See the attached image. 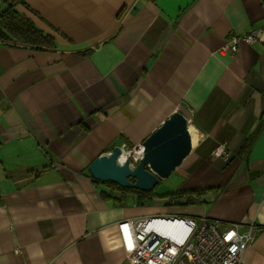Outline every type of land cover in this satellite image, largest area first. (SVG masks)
Wrapping results in <instances>:
<instances>
[{"label":"crops","instance_id":"obj_1","mask_svg":"<svg viewBox=\"0 0 264 264\" xmlns=\"http://www.w3.org/2000/svg\"><path fill=\"white\" fill-rule=\"evenodd\" d=\"M54 41L0 42V264H125L119 225L207 217L257 228L241 264H264V45L220 49L264 25L260 0H27ZM191 151L173 172L193 206L137 204L88 165L142 144L171 113ZM225 143L229 159L212 157ZM166 199H163L165 201Z\"/></svg>","mask_w":264,"mask_h":264},{"label":"built area","instance_id":"obj_2","mask_svg":"<svg viewBox=\"0 0 264 264\" xmlns=\"http://www.w3.org/2000/svg\"><path fill=\"white\" fill-rule=\"evenodd\" d=\"M264 5V0H260ZM242 44L264 45V25L247 33L230 34L221 54H234ZM188 124V121H187ZM190 137L191 133L189 131ZM122 161L133 168L143 156V146L120 147ZM212 157L227 161L225 143L218 144ZM125 264H241L243 252L253 243L257 228L253 224H230L219 229L207 217L178 215L149 216L119 225Z\"/></svg>","mask_w":264,"mask_h":264},{"label":"water","instance_id":"obj_3","mask_svg":"<svg viewBox=\"0 0 264 264\" xmlns=\"http://www.w3.org/2000/svg\"><path fill=\"white\" fill-rule=\"evenodd\" d=\"M142 146L143 156L133 168L128 160L120 163L121 150L117 146L108 154L96 157L87 167L92 180L150 192L168 178L191 151L186 117L178 111L171 113L144 139Z\"/></svg>","mask_w":264,"mask_h":264},{"label":"trees","instance_id":"obj_4","mask_svg":"<svg viewBox=\"0 0 264 264\" xmlns=\"http://www.w3.org/2000/svg\"><path fill=\"white\" fill-rule=\"evenodd\" d=\"M27 0H0V42L13 47H28L38 51H49L54 48L51 37L43 34L29 19L15 10L16 5L25 6ZM90 177V175H88ZM92 180V178L90 177ZM92 182L100 184L97 181ZM121 193L134 194L137 204L143 206L151 204L156 197L152 192L144 193L132 189H122L112 183H103ZM203 191H190L187 193H172L167 195L168 207L193 206L198 203Z\"/></svg>","mask_w":264,"mask_h":264},{"label":"rangeland","instance_id":"obj_5","mask_svg":"<svg viewBox=\"0 0 264 264\" xmlns=\"http://www.w3.org/2000/svg\"><path fill=\"white\" fill-rule=\"evenodd\" d=\"M15 10L21 15L25 16L30 20V17L27 15L25 6L16 5ZM31 21V20H30ZM32 22V21H31ZM33 23V22H32ZM34 24V23H33ZM176 172H178L176 170ZM175 172V173H176ZM175 173H171L170 176L164 180H161L152 190V194L156 197V205L161 207H168L167 200L163 201L167 195L177 192L179 184L183 180L181 177L177 176Z\"/></svg>","mask_w":264,"mask_h":264},{"label":"bare ground","instance_id":"obj_6","mask_svg":"<svg viewBox=\"0 0 264 264\" xmlns=\"http://www.w3.org/2000/svg\"><path fill=\"white\" fill-rule=\"evenodd\" d=\"M122 159H123V158L121 157L119 161L121 162V161H122Z\"/></svg>","mask_w":264,"mask_h":264}]
</instances>
